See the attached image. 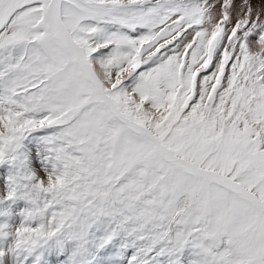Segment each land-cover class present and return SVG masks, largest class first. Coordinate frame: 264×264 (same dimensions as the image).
I'll return each mask as SVG.
<instances>
[{
    "label": "snow or ice",
    "instance_id": "1",
    "mask_svg": "<svg viewBox=\"0 0 264 264\" xmlns=\"http://www.w3.org/2000/svg\"><path fill=\"white\" fill-rule=\"evenodd\" d=\"M0 264H264V0H0Z\"/></svg>",
    "mask_w": 264,
    "mask_h": 264
}]
</instances>
